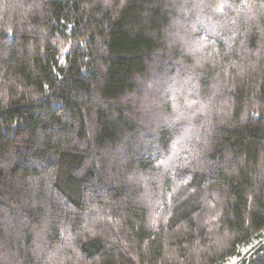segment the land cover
I'll use <instances>...</instances> for the list:
<instances>
[{
  "label": "trees",
  "instance_id": "1",
  "mask_svg": "<svg viewBox=\"0 0 264 264\" xmlns=\"http://www.w3.org/2000/svg\"><path fill=\"white\" fill-rule=\"evenodd\" d=\"M264 264V0H0V264Z\"/></svg>",
  "mask_w": 264,
  "mask_h": 264
},
{
  "label": "rangeland",
  "instance_id": "2",
  "mask_svg": "<svg viewBox=\"0 0 264 264\" xmlns=\"http://www.w3.org/2000/svg\"><path fill=\"white\" fill-rule=\"evenodd\" d=\"M257 242L256 239L253 240V242L249 245L243 246V247H239L238 250L240 251V255L238 256H232L229 259H227L224 263L222 264H236V260L237 258H240L241 255H243L245 252L248 251V249H250L252 247V245H255V243Z\"/></svg>",
  "mask_w": 264,
  "mask_h": 264
}]
</instances>
